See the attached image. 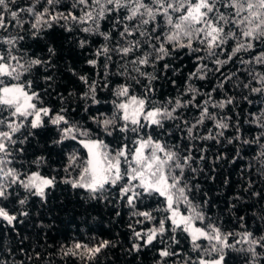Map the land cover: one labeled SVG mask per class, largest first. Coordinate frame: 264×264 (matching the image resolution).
<instances>
[{"label":"snow or ice","instance_id":"obj_1","mask_svg":"<svg viewBox=\"0 0 264 264\" xmlns=\"http://www.w3.org/2000/svg\"><path fill=\"white\" fill-rule=\"evenodd\" d=\"M149 256L264 264V0H0V264Z\"/></svg>","mask_w":264,"mask_h":264},{"label":"trees","instance_id":"obj_2","mask_svg":"<svg viewBox=\"0 0 264 264\" xmlns=\"http://www.w3.org/2000/svg\"><path fill=\"white\" fill-rule=\"evenodd\" d=\"M166 91H167V89H166ZM247 159L248 158L245 157V161H247ZM233 176L235 178V173L233 174ZM215 188H216V186H213V193H212L213 195H215ZM68 196L70 197V199L67 203V208L72 209L74 206H76V200L71 199V193L70 192L68 193ZM61 199H63V197H61ZM76 199H78V197ZM77 210H79V209H77ZM92 215H96V212H92ZM61 219L66 221L67 217L64 216L63 213H61ZM77 220H79V217H77ZM127 222H128V217H127V215H125L119 223H109V217L107 216V214H104L103 224L101 225V229L97 230L96 234H98L101 230H103L106 233L104 238H108V235H111V236L115 237L116 239L124 240L125 236L127 235V227H126ZM109 228H111V233H107V230ZM61 230H62V226H61ZM75 231H76L75 226L69 225V235H75ZM50 235L56 237V239L58 241H63V236L60 234V232L53 231ZM118 264H123V262L120 261V262H118ZM145 264H151L150 256H149V259L147 261H145Z\"/></svg>","mask_w":264,"mask_h":264}]
</instances>
